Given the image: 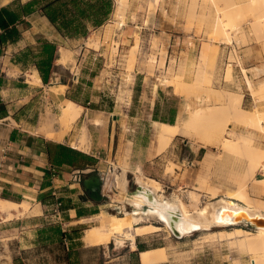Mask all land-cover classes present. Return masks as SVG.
<instances>
[{"label":"rangeland","instance_id":"1","mask_svg":"<svg viewBox=\"0 0 264 264\" xmlns=\"http://www.w3.org/2000/svg\"><path fill=\"white\" fill-rule=\"evenodd\" d=\"M28 1L30 0H3L0 2V8L12 3L24 4ZM115 2V10L106 23L108 26L104 30L98 32L91 42H88L89 48L93 46L96 51L90 52L89 49H87L85 38L66 40L63 43V46L66 47L71 54L76 56L74 66L78 67V70L76 69L78 79L77 77L74 81L71 79V83L74 87L70 90L68 96L73 97L75 99V101H73L77 104L91 108L93 111H86V113H84L72 126L74 134H80L81 127L84 124L89 125L93 121L92 119H98L101 125L104 124V120L108 119L113 131L117 130L121 136L124 132L130 137V129H127V126L123 127V125L117 126V123L123 121L125 118L131 120L130 117L134 116L137 122H141V125H143L141 126L142 129L139 130L140 136L145 138L143 142L148 143V141H150V136L152 139H155L154 131L152 132L148 126L147 129L144 128V123H147L149 119L148 106L151 104L153 96L149 93L146 100H141L139 98V93L144 84V76L148 77L147 84L150 92L156 91L157 86L164 87L166 84L170 85L168 83L165 84L162 79L167 76H169L167 78L170 79L174 74V66H176L175 60L173 59L172 66L166 74L165 66L159 65L161 60L165 62L166 58H168L169 50L166 48L163 38L160 37L161 29L158 28L164 27V25H168L170 28H179L182 24V18L184 17L187 29L192 28L196 24L201 34L204 28L213 31L211 36H209L210 40L223 39V36L216 31V26L212 22L211 18L213 15L207 12V10L212 9L211 7L223 8L230 15H240V26L235 31L241 32L242 34H247L246 31H248L262 47L261 69H257L259 73H255L257 77L260 73L262 76L257 80H250L253 84V89L257 91L260 89L261 82L264 81V20L260 23H256L255 15H264V0H250L248 4H241L239 3L240 0H215V4L207 3L205 0H194L189 6L184 0H171L169 1L170 8H172L171 11H169L168 14L162 13V15L158 14L157 16H155V8L156 5H159L160 0H145L140 3L127 0L119 16L116 14L118 8L117 0H115ZM198 9L202 11L200 16L197 17L196 13ZM152 25L157 27V37H152L153 40H151V43H149L148 37L150 36L148 33L144 34L146 35L144 39L140 34L132 33L133 28L138 30L140 27L146 26L148 28ZM124 28L127 30L125 33L123 32ZM132 36H135V40L140 45L139 51L134 55L129 52L133 45L131 40ZM204 52L208 54L211 53L208 60L206 59V61H203L204 65L211 70L215 69L218 57L217 48L203 45L201 56ZM158 58H160V60ZM137 71L140 72V75L135 78V73ZM59 74L61 80L64 82H67L68 79L70 80V77H72L71 73L62 67L60 68ZM190 83L194 85L193 91L184 87L182 88L174 84V82H171V85L175 86L176 92L184 95L183 98L174 97L170 95L169 92L161 95L162 99L173 107L179 106L181 99H183V113L181 117L187 116L189 111L199 106V104L217 106L220 107V109H225L226 101L218 96L222 90L236 91L245 95V102L243 105L241 103L242 109L252 113H255V111L264 112V101L257 100L258 95L253 94L250 86L248 87L249 96L246 95V88L240 86H238V88L222 87L213 82L208 87L205 84H195V79L194 82ZM133 90L135 91V97H133ZM140 100L141 102L139 103ZM192 102L194 103L192 104ZM47 104V100L44 101V106H47ZM141 104H144V107H142ZM63 105L64 102L52 110H48L46 114H44L42 122L46 125L56 124V126L59 127L57 121ZM139 105L141 106L138 108ZM129 106L131 108L135 107L136 113L131 112L129 115L127 112ZM26 117L30 124L37 125L40 112H29L26 114ZM90 129H93L91 125ZM220 130L215 132L211 138L209 135L207 136L205 134L204 136L202 133H192L190 135H180L177 137L174 144L170 147L169 152L158 161L157 166L155 165V169H152L153 166L148 164L145 167V171L139 168L138 173L127 175L128 187L127 193L125 194L132 195L136 192L137 184L135 178L140 175V173L144 176L150 172L157 174V176L161 173L162 176L163 171L166 176L163 178L159 177L157 181L162 185V191L166 199H172V197L174 198L178 195L177 197L183 200L190 209H193L195 206L201 208V206L203 207L208 202L214 201L211 197V183L208 174H206V178L202 177L205 179L206 185L204 184L203 187H201L199 182L197 183L196 181L195 183L198 172L195 167L197 165L195 164V166H192V159H194L191 153L192 150L200 146H205L208 151L214 150L223 153L225 152L223 151L221 143L223 137L227 136L230 139H237L240 134L252 132L253 127L245 122L231 118L226 126ZM139 131L136 130L137 133ZM263 131L264 130L254 129L253 132L256 135V142L254 145L264 152ZM214 139L217 141L215 142ZM232 155L235 156L234 154ZM211 156L212 153H209L206 158H210ZM111 166V169H107L106 175L105 172H100L98 169H83L92 170L83 176V180H85L89 174L104 176L105 180L102 186V194L107 198L105 202H96L92 200L88 192H85L81 186L83 180L79 184L75 183L72 176L69 189H67L66 192H62L55 202L49 204V208L41 218V221L38 222V226L29 229L25 236L15 239L8 248H1L0 246L1 263H4V260H6L4 259L5 255L9 260L12 259L13 263L14 260L18 258L22 259L25 264H137L138 258L133 255L136 250H132L129 240H126L123 245H117L113 241L107 246L91 247L82 241L84 231L91 226L100 224V222L95 218L93 219V216L83 219H77L75 216L70 217L71 213L74 214L70 211L73 207L80 206L81 208H85L84 206L86 205L89 206L88 208L97 207V214L105 212L107 215L114 214L122 216L123 211L132 210L129 204L122 200L121 196L124 195L121 194L120 189L117 188L115 183V175L121 174V172H119L118 167L114 164H111ZM169 167H172V171L168 170ZM156 170L158 173H155ZM259 171V179L264 178V172L261 170ZM70 173L73 172L70 171ZM249 181L250 180L247 179L245 174H243L239 176L237 183L242 185L245 182L248 185ZM74 184H78L79 186L76 185L77 187H74ZM249 192L250 194L252 193L251 190H249ZM191 193H194L193 197H191ZM221 193L222 192H220V194ZM224 195L226 196L225 193ZM257 195H260L258 196L259 200H264V194L262 192ZM59 203L61 204L58 209L61 213L60 216L56 213V206ZM33 223L31 222V224ZM143 224H154L162 229L150 236L138 237L137 244H145L149 248H167L170 253V258L165 264H251L252 255L241 253L237 247H231L226 240L219 242L217 240L204 239L208 233H217L222 230L231 231L237 226L213 228L211 231H201L187 235L183 239H177L156 218L146 219ZM51 226H61L67 234L72 235L74 238L76 234L72 230H79V238H75L73 248L66 239L65 244L57 238L43 241L39 236L40 231ZM241 228L255 231L245 226ZM2 229L4 228H1L0 231H3ZM47 235L51 236L52 232L48 231ZM72 249L73 254L68 258L67 253Z\"/></svg>","mask_w":264,"mask_h":264},{"label":"crops","instance_id":"2","mask_svg":"<svg viewBox=\"0 0 264 264\" xmlns=\"http://www.w3.org/2000/svg\"><path fill=\"white\" fill-rule=\"evenodd\" d=\"M132 1L140 3L145 0ZM169 1L171 0H160L159 5H156L155 8V16L158 14L162 15V13L168 14L171 11L172 8H170ZM184 1L189 6L194 0ZM211 8L207 12L214 15L215 8ZM201 11L198 9L197 17L200 16ZM107 26L105 24L93 29L85 37V45L90 52L96 51V49L93 46L89 48L88 42H91L97 33L104 30ZM21 29L22 34L17 42L0 44V103L5 105L7 112L5 115H0V199L12 203L27 201L30 204V208L26 214L21 215H17L15 211H12L15 214L12 218H7L6 213H1L0 229L4 228L2 229L3 231H0L1 248H8L15 239L25 236L29 229L38 226V222L45 215L49 204L55 202L59 195L62 192H66L71 185L73 173H70V171L74 172L77 169L68 166L54 168L50 164L45 151V143L53 142L76 149L73 143L79 140L81 134H74L73 128L63 133L64 129L58 121L59 127L56 124L46 125L42 122L43 116L48 110H52L63 102L65 104L68 100H72L68 98V93L74 87L71 79L73 81L76 80V77L78 79V67L74 66L76 56L63 46L64 41L72 39L64 38L40 11L25 17L24 23L21 24ZM158 29H161L160 37L163 38L164 44L169 50L168 58L164 62L166 74L174 59L176 63V66H174L175 71L180 64L185 66L183 81L187 83L194 82L196 67L200 62L203 45H209L210 47H216L218 52L215 69L209 70L214 84L222 87H244L247 91L246 95L250 96L248 81L252 83L250 80H257L262 76L261 73L260 75L258 74V77L256 76L259 73L257 69H261L262 47L248 31H246L247 34H242L235 30L231 31L230 41L223 39L210 40L209 36L213 33L212 30L204 28L201 34L196 24L192 28L187 29L184 17L179 28H170L168 25H164V27H159ZM125 31H127L126 28H124L123 32L125 33ZM132 33L140 34L143 39L146 36L144 34L148 33L150 36L148 37L149 43H151L152 37H157V27L152 25L148 28L146 26L140 27L138 30L133 28ZM40 39H48L58 44V53L55 60L56 70L47 85L43 83L40 73L33 63L17 61L22 52L28 47L37 45ZM131 40L134 46L136 42L135 36H132ZM62 52H65V61H61ZM158 59L160 60V58ZM61 67L72 75L67 82L61 80L59 74ZM227 73H229V76ZM138 75H140L139 71L135 73V78ZM147 80L148 77L144 76V84L139 93V98L146 100L149 93L153 96L152 102L148 106L149 119L147 123H144V128L147 129L148 126L152 132L154 131L155 139L150 136L148 143L143 142L145 138L140 136L139 131L143 125H141V122H137L134 116L130 117L131 120L125 118L117 123V126L123 125V127L127 126V129H130V137L124 132L121 136L117 130L113 131L108 119L104 120L102 125L94 124L95 119H92L93 121L86 125L88 134L87 149L79 150L96 160L95 164L89 168L105 172V175L107 174V169L112 168L111 164L118 167L121 173L126 170L127 175L138 173L139 168L145 171V167L148 164L153 166L152 169H155L158 161L169 152L176 138L180 136H176L165 151L157 152L158 137L156 125L177 124L183 113V99H181L179 106L173 107L163 100L161 95L166 92H169L174 97L183 98L184 95L178 94L174 85L158 86L156 91L150 92ZM134 92L133 90V97H135ZM229 92L242 95L241 103L242 105L244 104L245 95L236 91ZM46 100L48 104L44 106V101ZM141 105L144 107V104ZM86 111L93 112L91 108L83 107L80 118ZM29 112H40L37 125L29 123L26 117ZM127 112L129 115L131 112L136 113V108L129 106ZM171 112L174 113L171 114ZM90 125L93 127L92 130ZM136 130L139 132L137 133ZM48 134H53L55 137L50 138ZM191 153L194 156L192 166L196 164L197 166L195 167L198 172L195 183L199 176L205 177L208 174L211 188L219 189L222 193H225V191L226 193L235 192L239 189L238 185L240 187V184L237 182L239 176H242L246 171V159H237L226 152L208 151L205 146L195 148ZM209 153H212V156L206 158ZM155 173H158V171L156 170ZM258 175L259 170H257L255 175L256 180H260ZM165 176V172L162 171V176L161 173L157 176V174L150 172L145 177L157 181L159 177L163 178ZM101 177L105 180L104 176ZM254 183V180L248 182L249 190L255 186ZM76 185L78 184H74V187H77ZM223 196L225 195L220 194L218 198ZM250 196L258 199L260 195L251 193ZM84 207H73L70 211L74 214L71 213L70 217L75 216L77 219L88 218L89 216H94L93 212L98 209L97 207L88 208L89 206L87 205ZM77 210H85L86 213L79 217ZM30 221L34 222V225ZM237 227H243V225ZM137 240L138 237L136 238L135 249L136 252L138 251L137 264H141L139 262L140 251ZM143 246L144 251L150 249L145 244ZM4 259H6L4 263H1L0 260V264H14L13 260H9L5 255Z\"/></svg>","mask_w":264,"mask_h":264},{"label":"bare ground","instance_id":"3","mask_svg":"<svg viewBox=\"0 0 264 264\" xmlns=\"http://www.w3.org/2000/svg\"><path fill=\"white\" fill-rule=\"evenodd\" d=\"M205 1L207 3L215 4V0ZM248 1L250 0H242L239 3L248 4ZM126 2L127 0H117L118 8L116 14L118 16L120 15V11L125 6ZM211 19L216 26V31H218V33H220L226 41H230L231 31L238 29L240 26V15H230L223 8L215 7L214 15ZM263 20L264 15H255L256 23H260ZM139 49L140 45L136 41L134 46L132 45L131 51L129 50V52L134 55L139 51ZM65 56L64 52L61 61L66 60ZM210 56L211 53L208 54L204 52L201 56L199 64L196 67L195 84L197 85L205 84L209 87L213 83L212 75L209 72L210 68L206 67L203 63V61H206V59L208 60V57ZM159 65L164 66V60H161ZM173 71L174 74L170 79H168L167 77L169 76H167L163 77L162 81L165 82V84L168 83L170 85L171 82H174V84H177L182 88L184 87L193 91V83L183 81L185 66L180 64L176 71L175 69H173ZM227 75L229 76V73H227ZM249 86L253 94L258 95L257 100L264 101V81L261 82L260 89L258 91L253 89V85L250 82ZM218 96L226 101L225 109H220V107L217 106H205L199 104V106L192 108L187 116L181 117L177 124H157V152L161 153L165 151L171 141L179 135L202 133L204 136L206 134L211 138L215 132H218L226 126L231 118L247 123L253 127V131L254 129L264 130V112L255 111V113H252L242 109V95H236L227 90H222ZM194 102H192V104ZM82 111L83 107L72 100H68L63 105L61 114L58 117V122L64 129L63 133L72 128V126L80 118ZM94 124L99 125V120L95 119ZM253 131L246 134H240L237 139H230L227 136L223 138L221 137V143L223 151L226 153H230V155L234 154L237 159H241V157L242 159H246V171L244 174L247 179L250 181L254 180L255 182V186L253 188L251 187V192L254 194L262 192L264 194V178L260 180L255 179L257 170L264 172V152L262 149L254 145L256 142V135ZM48 136L50 138L55 137L53 134H48ZM87 139V128L86 124H84L81 127L79 140L74 142L73 145L78 150H86ZM216 141L217 140H215V142ZM168 170L172 171V167H169ZM202 177L203 176H200L197 180V183L199 182L201 187H203L204 184L206 185L204 179L206 177ZM115 180L117 188H119L121 194L124 195L121 196L122 200L134 207V209L131 211H123L122 216L114 214L107 215L105 212H101L93 216V219L95 218L100 222V224L87 228L82 237V241L91 247L107 246L113 241L117 245H123L126 240H129L131 242V248L135 250L137 237L150 235L162 229L157 225L143 224V222L146 219L149 220L150 218H156L158 221L163 220V225L170 231L166 217V215L170 213H178L180 215L181 221L178 225V229L184 237L192 234L191 232L195 230L211 231L213 228L229 227L228 220H222L218 214L219 208H230L228 200L237 202L238 209L247 211L250 214L264 216V200L252 198L250 196L248 185L245 182L240 185L239 189L235 192L226 193L225 191L226 196L221 198H218L221 192L219 189L210 188L211 197L214 201L208 202L203 207L201 206V208H197L195 206L193 209H190L183 200L177 197L178 195L174 198L172 197V199H166L162 191V185L154 179L146 178L142 173L135 178L136 184L142 186L144 190H149L154 194L156 199L155 205L148 203L142 195L125 194L127 193L128 187L126 170H123L121 174L115 175ZM193 194L194 193H191V197L194 196ZM221 194L224 195V193ZM146 204L154 206L156 211L143 213L141 209L142 206ZM29 208L30 204L27 201L22 203H12L0 199V216L1 213H6L7 218H12L15 215L12 211H15L17 215H21L24 213L26 214V212L29 211ZM204 239L217 240L219 242L226 240L231 247H237L241 253L252 255L253 258L251 259V264H264V228H258L255 231H250L241 227H236L231 231L222 230L217 233H208ZM169 258L170 253L165 247L150 248L140 252L139 254V262L141 264H165L169 261Z\"/></svg>","mask_w":264,"mask_h":264},{"label":"trees","instance_id":"4","mask_svg":"<svg viewBox=\"0 0 264 264\" xmlns=\"http://www.w3.org/2000/svg\"><path fill=\"white\" fill-rule=\"evenodd\" d=\"M115 0H30L26 3H12L0 8V44L17 42L22 34L21 24L24 18L36 11H40L56 27L58 32L68 39L87 37L91 30L105 25L115 10ZM58 53V44L48 39L38 40L37 45L28 47L17 59L18 62L33 63L40 73L45 85L49 84L56 70L55 60ZM68 98L75 101L73 97ZM6 107L0 103V115H5ZM174 112H171L173 114ZM45 151L50 164L54 168L65 166L83 170L95 164V159L88 154L53 142L45 143ZM4 197H6L4 195ZM86 211H78L81 217ZM97 210L93 212L96 214ZM51 231L52 235H47ZM75 238H79V230H72ZM74 234V235H75ZM43 241L57 238L65 244V239L73 248L75 240L67 234L61 226H51L39 233ZM67 248V247H66ZM69 249V247H68ZM139 251H144L143 245H138ZM73 249L69 250L67 257L70 258ZM133 255L138 258V251ZM14 264H25L22 259L16 258Z\"/></svg>","mask_w":264,"mask_h":264},{"label":"water","instance_id":"5","mask_svg":"<svg viewBox=\"0 0 264 264\" xmlns=\"http://www.w3.org/2000/svg\"><path fill=\"white\" fill-rule=\"evenodd\" d=\"M103 184H104V180L100 175L89 174L86 177V179L83 180L81 186L85 192H88V195L92 200L96 202H105L107 198L102 194ZM134 194L144 196L146 201L148 203H151L152 205H155L156 203L154 194L149 190H144L142 186L137 185L136 192ZM228 203L230 205V208L229 209L219 208L218 214L222 220L223 219L228 220L229 227L243 225L252 230H257L258 228H264V216L250 214L247 211L238 209L237 208L238 203L233 200H228ZM129 206L132 208V210L134 209V207H132L131 205ZM141 211L143 213H147V212H155L156 210L154 206H150L146 204L142 206ZM166 217L171 234L177 239H183L184 236L181 234V232L178 229V225L181 221L180 215L178 213H170L167 214ZM159 222L161 224L164 223L163 220H160ZM199 231L200 230H195L191 233L194 234Z\"/></svg>","mask_w":264,"mask_h":264},{"label":"built area","instance_id":"6","mask_svg":"<svg viewBox=\"0 0 264 264\" xmlns=\"http://www.w3.org/2000/svg\"><path fill=\"white\" fill-rule=\"evenodd\" d=\"M91 171H92V170H90V169H87V170H75V171L73 172V181H74L75 183H78V184L81 183L82 180H83V176H84L85 174L91 172ZM60 206H61L60 203L56 206V208H57L56 213H57L58 216L61 215V213L58 211V209H59Z\"/></svg>","mask_w":264,"mask_h":264}]
</instances>
